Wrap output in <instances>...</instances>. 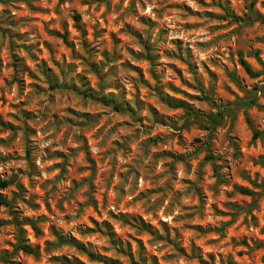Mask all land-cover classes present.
<instances>
[{
  "label": "rangeland",
  "instance_id": "374dc122",
  "mask_svg": "<svg viewBox=\"0 0 264 264\" xmlns=\"http://www.w3.org/2000/svg\"><path fill=\"white\" fill-rule=\"evenodd\" d=\"M0 180V264H264V0H0Z\"/></svg>",
  "mask_w": 264,
  "mask_h": 264
},
{
  "label": "trees",
  "instance_id": "16d2710c",
  "mask_svg": "<svg viewBox=\"0 0 264 264\" xmlns=\"http://www.w3.org/2000/svg\"><path fill=\"white\" fill-rule=\"evenodd\" d=\"M241 63L243 65V67L246 69V71L249 74H251V71L249 70L247 64L244 61H241ZM255 136H257V135H255ZM208 159L209 160H213V158L211 156H208ZM8 185H9V183L7 181L0 180V189H5V188H7ZM241 193L244 194V195H253V193L251 191L244 190V189L241 190ZM7 205H8V203H7L6 199L0 195V207L7 206ZM17 248L22 250V251H24V252H31V250L28 247H26V245H24L21 241L17 245ZM2 259L6 263L13 264L6 257H3Z\"/></svg>",
  "mask_w": 264,
  "mask_h": 264
}]
</instances>
